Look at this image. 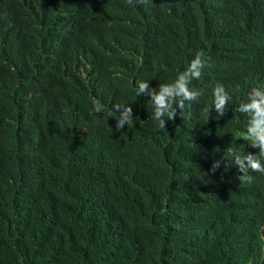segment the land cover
<instances>
[{
  "label": "trees",
  "instance_id": "obj_1",
  "mask_svg": "<svg viewBox=\"0 0 264 264\" xmlns=\"http://www.w3.org/2000/svg\"><path fill=\"white\" fill-rule=\"evenodd\" d=\"M87 3L94 13L100 12L99 3ZM59 4L60 0L17 2L18 13H55ZM110 4L113 11L109 17L83 24L73 35L78 38L84 34L88 44L109 49L128 65L133 51L122 52L120 48L124 12L148 11L119 0ZM252 5L253 0H163L161 6L149 11L162 12V24L170 37L163 40L165 45L172 40L183 45L176 50L178 58L203 48L218 59L224 56V45L234 69L230 76L234 92L219 74L207 72L200 81L201 98L196 103L186 101L174 120H166V129L151 119L154 105L143 106L140 117H132L133 126L126 125L119 132L113 115L107 117L103 132L87 133L83 150L78 152L48 118L50 103L58 97L57 87L39 82L28 92L24 86L11 83L7 72L0 76V264H191L185 249L177 258L166 257L155 234L140 219L144 213L150 218L151 210L161 206L166 167L185 143L208 131L216 114L211 108L213 87L221 84L229 92V110L245 96L249 85L256 84L254 76L264 81V38L247 28ZM59 10L68 11L66 7ZM4 38L36 37L26 34L20 21L0 20V68L21 63L19 57L1 56L6 49ZM144 39L145 34L131 41L135 45ZM20 55L24 62L32 55L24 43ZM52 67L58 73L68 70L62 54ZM45 69L41 67V71ZM171 69L175 73L179 65L172 68L169 59L163 63V73ZM119 85L131 93L130 82ZM17 120H21L18 125ZM233 123L231 120L229 125ZM175 167L183 176L190 170V161L182 158ZM114 186L113 199L132 212L130 224L121 233L115 223L104 224L117 209L110 195ZM98 221L95 233L102 226L99 235H83L88 225ZM218 257L216 253L214 261Z\"/></svg>",
  "mask_w": 264,
  "mask_h": 264
},
{
  "label": "clouds",
  "instance_id": "obj_2",
  "mask_svg": "<svg viewBox=\"0 0 264 264\" xmlns=\"http://www.w3.org/2000/svg\"><path fill=\"white\" fill-rule=\"evenodd\" d=\"M88 1L99 3L100 12L94 13ZM110 1L60 0L55 13H18V0H0V20L20 21L25 33L36 37L4 38L6 49L1 56L19 57L21 63L0 68V76L7 72L11 83L24 86L28 92L39 82L57 87L58 97L50 103L48 118L78 152L83 150L87 133L103 132L107 117L113 115L119 132L126 125L133 126L132 117H140L143 106L154 105L151 119L166 129V120H174L186 101L196 103L201 98L200 81L207 72L219 74L234 92L230 80L234 69L226 46L222 45L224 56L215 59L203 48L178 58L176 50L183 45L173 40L165 45L163 40L170 37L162 24V12H149L163 0H119L148 11L124 12L120 48L122 52L133 51L128 65L109 49L88 44L84 34L75 38L73 34L82 30L83 24L109 17L113 11ZM64 7L67 12L59 10ZM251 11L247 28L264 38V0H253ZM32 15L36 20H31ZM143 34L145 39L133 45L132 38ZM23 43L32 52L28 62L20 55ZM43 46L50 48L44 50ZM262 48L264 63V39ZM58 54L67 61L65 73L52 67ZM169 59L172 68L179 65L175 73L172 69L163 73V63ZM43 66L45 71H41ZM254 78L256 84L249 85L245 96L229 110V92L221 84L213 87L211 108L216 114L208 131L183 145L164 171L161 206L151 210L150 218L144 213L140 219L155 234L168 258H177L185 249L191 264H264V81L259 75ZM121 81L130 82L131 93L120 87ZM182 158L190 161V170L180 176L175 163ZM114 190L115 186L110 192L112 199ZM113 203L117 209L104 224L115 223L121 233L130 224L132 212L122 202L113 199ZM99 221L88 225L83 235H99L102 226L95 233ZM216 253L219 257L214 261Z\"/></svg>",
  "mask_w": 264,
  "mask_h": 264
},
{
  "label": "rangeland",
  "instance_id": "obj_3",
  "mask_svg": "<svg viewBox=\"0 0 264 264\" xmlns=\"http://www.w3.org/2000/svg\"><path fill=\"white\" fill-rule=\"evenodd\" d=\"M30 18H31L32 21H33V20H36V17L33 16V15H32ZM27 19H28V18H27ZM32 21H31V22H32ZM29 23H30V22H29Z\"/></svg>",
  "mask_w": 264,
  "mask_h": 264
},
{
  "label": "bare ground",
  "instance_id": "obj_4",
  "mask_svg": "<svg viewBox=\"0 0 264 264\" xmlns=\"http://www.w3.org/2000/svg\"><path fill=\"white\" fill-rule=\"evenodd\" d=\"M259 175H262V174H260V173H258Z\"/></svg>",
  "mask_w": 264,
  "mask_h": 264
}]
</instances>
